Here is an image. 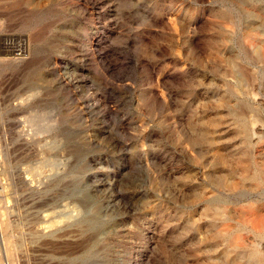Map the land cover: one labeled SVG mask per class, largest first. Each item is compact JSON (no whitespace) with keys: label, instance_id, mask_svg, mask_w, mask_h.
Masks as SVG:
<instances>
[{"label":"rangeland","instance_id":"1","mask_svg":"<svg viewBox=\"0 0 264 264\" xmlns=\"http://www.w3.org/2000/svg\"><path fill=\"white\" fill-rule=\"evenodd\" d=\"M260 125L264 0H0V264H264Z\"/></svg>","mask_w":264,"mask_h":264},{"label":"bare ground","instance_id":"2","mask_svg":"<svg viewBox=\"0 0 264 264\" xmlns=\"http://www.w3.org/2000/svg\"><path fill=\"white\" fill-rule=\"evenodd\" d=\"M11 49V48H10ZM12 49H14V48H12ZM14 51V50H13ZM13 53V52H12ZM259 54V53H258ZM22 55V53L21 54H18L17 56L19 57V56H21ZM11 61V60H10ZM16 107V106H15ZM263 107V106H262ZM259 125V124H258ZM261 127H259V130L257 131V134L259 135V137L261 136V137H264V127L262 126V125H260ZM260 137V138H261ZM259 139V138H258ZM259 141V140H258ZM261 142V141H260ZM263 158V157H262ZM261 159V158H260ZM261 162V161H260ZM260 164H264V161L262 162V163H260ZM259 164V165H260ZM263 174V173H262ZM264 176V175H263ZM28 179V178H27ZM26 181V180H25ZM24 181V182H25ZM28 184V183H27ZM27 186V185H26ZM28 187V186H27ZM32 187V186H31ZM30 188V187H29ZM40 194V193H39ZM46 212V211H45ZM261 215V214H260ZM263 215V214H262ZM261 215V216H262ZM264 217V216H263ZM253 218V216L251 217V219ZM259 218V217H258ZM257 218V219H258ZM262 218V217H261ZM251 219H249V220H251ZM48 221V220H47ZM95 220L94 219H92V220H88V222H86L85 224H92L93 222H94ZM254 221V220H253ZM256 221V220H255ZM8 222V221H7ZM252 222V220L250 221V223ZM256 223V222H255ZM3 224L4 223H2V222H0V229H3ZM82 224H84V221L82 220V221H80V226L82 227L83 225ZM99 224V223H98ZM9 225V224H8ZM6 226V225H5ZM257 226L259 227V228H262V229H264V219H261V220H258V222H257ZM10 228H11V226H10ZM61 228V227H60ZM255 228V227H254ZM48 228H39L38 230H36L34 233H33V237H34V239H36V240H40V239H45V238H51V237H53L54 235H55V233L54 232H50V231H48L47 230ZM56 230H58V229H56ZM5 231V230H4ZM54 231V230H53ZM262 231V230H261ZM264 232V231H263ZM66 233V232H65ZM69 233V232H68ZM73 233V232H72ZM71 233V234H72ZM6 235H7V233H6ZM58 235V234H57ZM60 236H61V234H60ZM5 234H3V232L1 233V239H2V241H3V251H4V255H5V257H6V259H7V261H8V264H10V263H12V260H11V258H12V254L10 253V245L8 244V243H6V241H5ZM78 239V238H77ZM46 241H48V240H46ZM75 241V240H74ZM11 242V241H10ZM51 242V241H50ZM54 242V241H53ZM56 242V241H55ZM58 242V241H57ZM60 242V241H59ZM79 243V242H78ZM12 244V243H11ZM32 244V243H31ZM49 244V243H48ZM52 246V245H51ZM13 247V246H12ZM3 251H2V253H3Z\"/></svg>","mask_w":264,"mask_h":264}]
</instances>
